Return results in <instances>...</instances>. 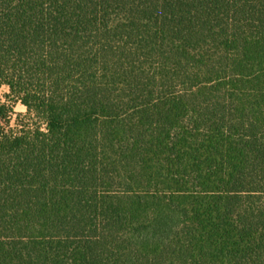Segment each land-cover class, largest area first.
<instances>
[{"label": "trees", "instance_id": "obj_1", "mask_svg": "<svg viewBox=\"0 0 264 264\" xmlns=\"http://www.w3.org/2000/svg\"><path fill=\"white\" fill-rule=\"evenodd\" d=\"M2 87L0 264H264V0H0Z\"/></svg>", "mask_w": 264, "mask_h": 264}, {"label": "rangeland", "instance_id": "obj_2", "mask_svg": "<svg viewBox=\"0 0 264 264\" xmlns=\"http://www.w3.org/2000/svg\"><path fill=\"white\" fill-rule=\"evenodd\" d=\"M7 92V88L6 87H2L1 89H0V102L2 103V102H4L5 101V99H4V94ZM13 112L15 113V114H20L21 115V117L20 118H18L19 119V121H22V122H28V117H26V116H24L25 114H26V109L23 107V106H21V105H19V104H16V105H14V107H13ZM15 120H17V117L14 115L13 117H12V121L13 122H11V126L12 127H14V121Z\"/></svg>", "mask_w": 264, "mask_h": 264}]
</instances>
